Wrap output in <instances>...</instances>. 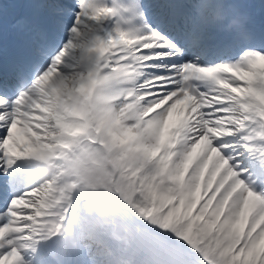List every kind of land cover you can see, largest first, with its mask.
<instances>
[{"label":"snow or ice","instance_id":"snow-or-ice-1","mask_svg":"<svg viewBox=\"0 0 264 264\" xmlns=\"http://www.w3.org/2000/svg\"><path fill=\"white\" fill-rule=\"evenodd\" d=\"M0 264H264V0H0Z\"/></svg>","mask_w":264,"mask_h":264},{"label":"rangeland","instance_id":"rangeland-1","mask_svg":"<svg viewBox=\"0 0 264 264\" xmlns=\"http://www.w3.org/2000/svg\"><path fill=\"white\" fill-rule=\"evenodd\" d=\"M97 196L101 200H104L105 199V194L104 193H97Z\"/></svg>","mask_w":264,"mask_h":264},{"label":"bare ground","instance_id":"bare-ground-1","mask_svg":"<svg viewBox=\"0 0 264 264\" xmlns=\"http://www.w3.org/2000/svg\"><path fill=\"white\" fill-rule=\"evenodd\" d=\"M16 11H18V12H23V10L20 8V9H17Z\"/></svg>","mask_w":264,"mask_h":264}]
</instances>
